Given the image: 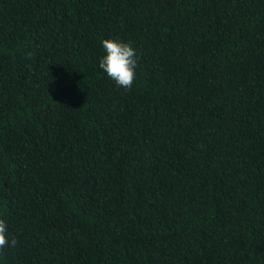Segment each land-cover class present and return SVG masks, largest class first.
Segmentation results:
<instances>
[{"label":"trees","instance_id":"1","mask_svg":"<svg viewBox=\"0 0 264 264\" xmlns=\"http://www.w3.org/2000/svg\"><path fill=\"white\" fill-rule=\"evenodd\" d=\"M0 219V264H264V0H0Z\"/></svg>","mask_w":264,"mask_h":264},{"label":"clouds","instance_id":"2","mask_svg":"<svg viewBox=\"0 0 264 264\" xmlns=\"http://www.w3.org/2000/svg\"><path fill=\"white\" fill-rule=\"evenodd\" d=\"M105 54L99 59L100 68L122 89H131L136 77V51L130 41L108 38L102 41ZM17 239L7 236V226L0 219V250L9 245L15 247Z\"/></svg>","mask_w":264,"mask_h":264}]
</instances>
